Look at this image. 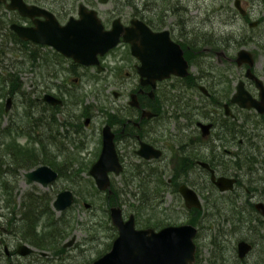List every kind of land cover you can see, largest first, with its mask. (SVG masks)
Listing matches in <instances>:
<instances>
[{
    "label": "flooded vegetation",
    "instance_id": "1",
    "mask_svg": "<svg viewBox=\"0 0 264 264\" xmlns=\"http://www.w3.org/2000/svg\"><path fill=\"white\" fill-rule=\"evenodd\" d=\"M110 1L115 2L113 9L99 8ZM188 2L0 0V264H91L112 249L119 235L112 220L113 206L120 208L125 221L133 214L135 226L141 229L192 224L197 228L194 241L204 228L224 237L235 234V256L213 238L214 255L207 264H264V258L250 259L256 242L264 241L256 236L264 228V214L256 207L258 201L264 202V111L233 99L241 80L257 100L262 99L260 88L246 75L249 65L238 62L244 46L238 47L236 32L214 36L207 28V16L193 14ZM234 2L238 14L247 16L248 26H257L250 25L253 20L243 1L246 14ZM17 3L43 7L61 24L79 17L84 4L97 11L106 29L120 19L121 39L99 55L101 68L76 62L59 51L32 52V46L50 45L21 38L15 25L32 26L36 18L46 16L25 15ZM221 10L228 12L223 5L216 9ZM137 18L154 32L167 31L163 39L169 36L180 46L188 73L171 72L154 84L144 82L146 76L139 71L142 58L150 55L151 48L166 47L138 40L141 54L133 53L123 34L133 33L126 27L135 26L132 20ZM230 46L235 54L227 52ZM255 64L256 58L252 72L264 83ZM31 75L34 79L26 83L25 77ZM97 80L102 85L93 93L105 96L106 103L83 100L88 92L84 87ZM47 93L62 102L48 101ZM97 117H103L98 126ZM105 127L113 134L122 166L119 172L109 171L111 189H100L90 172L102 151ZM90 136L98 146L95 156L84 163L80 155ZM63 140L72 143L74 150ZM42 166L53 169L56 177L48 179V172L30 174ZM118 176L119 183L114 180ZM220 177L233 178V188L221 189ZM186 188L196 194L200 206L187 204ZM65 190L72 192L73 200L58 208L57 197ZM96 192L102 194L101 200ZM165 200H173L172 207L163 208ZM179 201L189 212L187 220L164 218ZM124 203L131 206L129 213ZM241 240L252 245L243 257L238 252ZM221 248L228 259L215 261ZM197 262L202 264L196 244Z\"/></svg>",
    "mask_w": 264,
    "mask_h": 264
},
{
    "label": "water",
    "instance_id": "2",
    "mask_svg": "<svg viewBox=\"0 0 264 264\" xmlns=\"http://www.w3.org/2000/svg\"><path fill=\"white\" fill-rule=\"evenodd\" d=\"M106 1V0H102ZM235 6L242 14L247 9L242 5L241 0H235ZM20 11L31 17L45 15L43 20L35 19L32 26L15 25L19 36L24 39L47 44L54 47L67 57H72L76 62L93 65L99 64V55H103L110 48L114 47L121 39L122 25L120 19L114 21L110 29H106L101 18L95 9H88L86 5H80V16L71 17L66 23L61 24L55 15L40 6L17 3ZM135 26L126 27L133 33H124L123 38L132 43L133 53L139 55L138 40L145 44H159L166 49H150L149 56L143 57V64L140 66L142 76H146L145 83H153L155 79L168 76L171 72L186 74L188 63L183 51L177 43H174L168 36L163 39L167 31L154 32L144 25L140 19H133ZM143 23V24H142ZM258 24L257 20L250 22L251 26ZM141 30L143 34H137ZM146 52V51H145ZM255 61L253 52L242 47L238 53V62L247 63L246 71L248 77L254 78L257 87L260 88V100L254 98L245 88V82L241 80L238 85V92L233 99H238L241 105L255 106L264 111V83L257 77L251 67ZM101 68V65L99 66ZM45 99L56 104L62 99L51 94H45ZM11 99H8V107ZM147 155V154H146ZM122 166L115 151L113 134L109 133L108 127L104 129L103 148L95 163L91 167V174L95 177L97 186L100 189H111L109 171L119 172ZM48 172V179L56 177V172L48 166H42L31 172V175H38ZM234 179L220 177L217 184L221 189L233 188ZM187 197L188 205L200 206L196 194L191 189L183 190ZM65 200V203H60ZM73 200L72 192L65 190L57 197V207H65ZM256 207L264 214V202L258 201ZM112 220L119 228V235L114 240L112 249L95 260L91 264H194L196 243L194 237L197 228L192 224L168 225L160 230L153 228H137L134 215L126 221L123 220L121 210L118 206L112 207ZM252 249L251 243L241 240L238 243L239 256L243 257Z\"/></svg>",
    "mask_w": 264,
    "mask_h": 264
},
{
    "label": "rangeland",
    "instance_id": "3",
    "mask_svg": "<svg viewBox=\"0 0 264 264\" xmlns=\"http://www.w3.org/2000/svg\"><path fill=\"white\" fill-rule=\"evenodd\" d=\"M137 1L140 2V4H141V1H143L144 3L146 2V0H137ZM223 1L225 0H189L188 3H190L192 6L193 14H198V16L200 15L202 17L207 16V28L208 30L211 31V33L214 36L222 37L223 35L222 33H224V31H228V32L234 31L236 32V35L238 36L237 42H239L242 39V37H239L240 35L242 36L244 33H248L247 34L248 36L249 34H253L254 37L253 38L250 37V40L247 41V43L242 44L240 41V45L238 47L241 48L242 46H244L254 51L255 58H256L255 69L260 75L264 77V0H242L243 5L248 9L249 14L251 15L250 20L259 21L258 25L255 27L248 26V22H247L248 20H246L239 14H237V16L234 17L230 12L221 10L222 13H219L218 11H216L218 6L219 7L222 6V4L224 3ZM113 5H115V2L110 1L106 4H99L98 6L100 9L103 10V9H113ZM196 5L200 6L201 10L198 9ZM127 9L131 11V7H127ZM198 11H200V13ZM193 18L195 19V17ZM32 47H34L32 50H35V51L42 50L43 52H50L52 50L51 46L44 47V46H41V44L39 45V47L38 46H32ZM227 52L235 54L236 49L230 46L227 49ZM85 70L91 73H96V71H94V69H91V68H86ZM243 73H244V69H240V75H242ZM101 74H104V73H101ZM30 79H34V76L31 75L30 77H25V80L28 81V82L26 81V83H29ZM110 79L114 80V78L112 77H110ZM82 80H85V78H83ZM101 85H102V80H97V82L87 83V85L84 87L88 91L86 92L87 97L84 93L83 100H86V102H93L95 104H98L99 102L106 103L107 101L104 99L105 96H103L102 94L96 95L95 93H93V88L97 90ZM108 88L110 89V87ZM112 98L113 97H111V100ZM95 111H97V109H95ZM102 120H103V117L102 118L97 117L95 119L96 125L97 126L100 125V122L102 123ZM93 129L94 127H92V130ZM89 138L90 139L88 141L87 148L83 151L81 155L77 154V155H80V159L83 160L84 163H88L95 156L94 152L98 146V142L96 138L92 136H90ZM21 142H24L25 144L27 143L25 141V138H21ZM64 144L71 150H74L75 148V147L73 148V144L69 143V141H64ZM83 175L87 176L85 172ZM120 179H121L120 176L114 177V180L117 183H119ZM64 183L69 184L70 181H67L64 179ZM238 190H239V187H238ZM95 196L96 198L101 200L102 194L96 192ZM260 196L261 194L257 192L256 197H260ZM131 200L133 201L134 198L132 197ZM172 203H173V200H165L163 203V208H166V207L168 208L169 206L172 207ZM222 203L226 206H231V204L229 205V201L227 200H223ZM174 205H175L174 212L170 213L169 216L164 214V218L168 217V220L178 221V222L187 220L189 212L184 207L182 202L179 201L177 204H174ZM125 208H126L127 213H129L131 210V206L128 203H126ZM225 228L230 230L232 229V226L226 225ZM260 233H262V235L256 232L257 238L264 239V228L260 230ZM248 234L254 236L253 233L251 232H248ZM213 238H216L221 244H223V246L225 245V247L228 249L227 252L229 255L235 256L236 254L235 247H236V242H237V238L235 234H232V233L227 234L224 237V236H219L215 234L214 229H211L209 231L208 229L204 228L202 229L200 234L199 233L197 234L195 238V242L197 244V257H198V260L202 262V264H207V261L209 260L210 256L214 255L213 247H212L213 243H211V240H213ZM261 243H262L261 241L260 243H259V240L257 241L256 247L250 255L251 260H256L260 262L262 258H264V254H263L264 244L261 245Z\"/></svg>",
    "mask_w": 264,
    "mask_h": 264
},
{
    "label": "trees",
    "instance_id": "4",
    "mask_svg": "<svg viewBox=\"0 0 264 264\" xmlns=\"http://www.w3.org/2000/svg\"><path fill=\"white\" fill-rule=\"evenodd\" d=\"M223 2H224L222 4L223 7L228 12H230L233 16H235V15H237L239 13L238 10L232 5V0H225ZM244 17H245L246 20H248L247 19V16H244ZM247 34L248 33H244L242 36L241 35L239 36V37H242V39L240 40L242 44L247 43V41L250 40V36H248ZM231 35L233 36V34H231ZM240 41L238 42L239 45H240ZM32 52H35V50H32ZM47 53H51V51L50 52H47ZM52 53H59V52L57 50L52 49ZM259 243H260V241H259ZM256 244H257V242H256ZM262 244H264V241L261 243V245ZM225 254H227L226 250H224L223 248H221V257H219L218 259L215 258V261H225L226 259H228V258H225ZM263 254H264V250H263Z\"/></svg>",
    "mask_w": 264,
    "mask_h": 264
}]
</instances>
